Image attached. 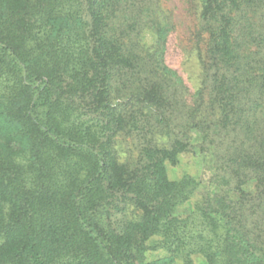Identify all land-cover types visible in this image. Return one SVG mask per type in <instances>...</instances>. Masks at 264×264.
<instances>
[{
	"label": "trees",
	"instance_id": "16d2710c",
	"mask_svg": "<svg viewBox=\"0 0 264 264\" xmlns=\"http://www.w3.org/2000/svg\"><path fill=\"white\" fill-rule=\"evenodd\" d=\"M159 1L0 0V264H264V0H193L194 92Z\"/></svg>",
	"mask_w": 264,
	"mask_h": 264
},
{
	"label": "rangeland",
	"instance_id": "374dc122",
	"mask_svg": "<svg viewBox=\"0 0 264 264\" xmlns=\"http://www.w3.org/2000/svg\"><path fill=\"white\" fill-rule=\"evenodd\" d=\"M159 3L164 12L170 15L174 26L169 37L166 62L183 78L188 90L194 92L201 81L198 48L190 32V25H192L195 18V14H193L195 11L194 2L193 0H160ZM134 142L133 137L126 134V132L115 136L114 145L121 161L136 160L138 150ZM208 161L209 158L201 154L193 156L187 153L183 156L179 165L170 167V176L175 178L185 172H192L201 174L203 178H208L211 169V162ZM251 188H253L252 185ZM128 216H134L132 208L129 209ZM164 254H166L164 250L153 249L149 251V258H156ZM194 260L195 264H208L205 258L199 255ZM176 264L183 263L179 261Z\"/></svg>",
	"mask_w": 264,
	"mask_h": 264
}]
</instances>
